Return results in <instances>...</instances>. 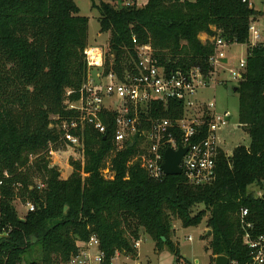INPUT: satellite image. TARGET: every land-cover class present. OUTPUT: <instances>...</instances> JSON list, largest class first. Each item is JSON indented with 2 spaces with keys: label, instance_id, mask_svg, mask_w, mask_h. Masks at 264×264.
<instances>
[{
  "label": "trees",
  "instance_id": "obj_1",
  "mask_svg": "<svg viewBox=\"0 0 264 264\" xmlns=\"http://www.w3.org/2000/svg\"><path fill=\"white\" fill-rule=\"evenodd\" d=\"M91 9L98 13L99 32L108 35L104 71L112 67L119 78L137 61L133 38L138 46L149 45L168 72L199 68L207 76L215 40L245 44L249 25L260 16L249 0H148L140 8L136 0H91ZM87 47L88 18L74 0H0V264H22L35 246L41 247V261L28 264H68L79 256L78 244L93 237L100 264H112L117 254L136 259L141 230L155 252L166 250L179 264L184 259L172 240V222L197 227L206 215L203 239L211 261L225 256L247 264L241 210H247L253 234L264 235V47L247 48L245 74L234 87L238 124L249 145L236 147L229 157L220 152L214 179L199 186L182 175L151 179L134 161L142 142L138 134L134 146L116 150V114L109 112L101 115L104 135L89 127L71 131L81 137L84 164L71 161L68 179L48 167L47 153L63 142L52 117L69 124L77 119L63 103L67 91L76 99L85 82ZM183 114L178 101L153 103L140 115V129ZM201 131L191 143L206 136ZM174 136L180 144L179 134ZM33 156L43 189L29 179ZM106 170L111 179L104 177ZM14 199L32 203L34 210L19 218ZM199 205L204 209L193 213Z\"/></svg>",
  "mask_w": 264,
  "mask_h": 264
},
{
  "label": "built area",
  "instance_id": "obj_2",
  "mask_svg": "<svg viewBox=\"0 0 264 264\" xmlns=\"http://www.w3.org/2000/svg\"><path fill=\"white\" fill-rule=\"evenodd\" d=\"M132 43L137 61L131 71L123 72L122 78H119L112 67L104 71L107 51L94 46H88L84 50L85 82L79 89L76 99H71L73 92L67 91L63 103L66 111L76 113L77 119L69 124L59 117H52L62 132V141L69 147L81 148V137L74 136L71 131L82 132L85 127H89L97 134L104 135L106 127L101 115L105 112L115 113L112 142L116 150H122L128 143L134 146L133 139L138 134L142 142L138 146L134 161L140 163L141 168L151 179L158 180L165 176L161 169L164 152L168 148L176 151L181 147L188 149L180 164L181 175L185 181L193 186L211 183L214 179L216 157L220 152L229 157L225 151L223 133L229 125L231 115L228 111L219 113L214 101L199 100L194 96L210 86L238 84L243 79L246 58L238 59L235 66L233 56H229L230 48L239 44L216 39L213 54L208 59L211 71L205 76L199 68L168 72L157 64L149 45L138 46L135 38ZM243 45L246 50L256 46L264 47V27L259 28L256 22H252L248 28V39ZM91 72L95 73L94 79L90 75ZM224 75H227V79ZM171 100L183 105L182 118L174 122L157 120L150 128L140 129L139 117L148 112L151 104L162 103L166 106ZM203 128L206 136L191 143L193 138L201 135ZM176 133L180 136V144L176 142L174 136ZM105 172L109 173L108 170ZM260 195V192L256 194L257 197ZM25 207L26 212L34 210L30 203L25 204ZM247 215V210H241L242 243L248 251L249 258L247 264H264V235L253 234L252 223L246 221ZM82 246L97 248L98 243L93 237ZM138 247L139 242L135 243V248ZM82 256L87 258V255L79 254L69 263L83 264L79 259ZM101 258L98 253L96 257L98 264ZM215 258L210 264H215ZM227 259V264H239L236 260Z\"/></svg>",
  "mask_w": 264,
  "mask_h": 264
},
{
  "label": "rangeland",
  "instance_id": "obj_3",
  "mask_svg": "<svg viewBox=\"0 0 264 264\" xmlns=\"http://www.w3.org/2000/svg\"><path fill=\"white\" fill-rule=\"evenodd\" d=\"M189 2H194L195 0H187ZM250 4L255 11L260 13V16L256 19V25L259 28L264 27V0H249ZM75 4L79 8V14L83 17L88 18V46L100 47V50H108V35L101 34L99 32L98 24V13L96 10L91 9V0H74ZM148 0H136L137 7H143L146 5ZM201 41H205V36L200 37ZM102 48V49H101ZM229 56H233L234 65H237V61L240 58L247 57V50L244 45H236L230 48ZM91 77L94 79L95 73L91 72ZM227 79V75H224ZM237 84H228L227 86H210L207 89L200 91L194 97L199 100H205L208 102L214 101L216 109L219 113L228 111L231 115L229 125L225 129L223 136L226 142L225 151L228 156H230L236 147L244 146L248 147L249 137L242 127L238 124V97L233 92V88ZM83 147L72 148L65 143H60L55 148H52L46 155V162H48V167H55L59 173V178L61 180H66L72 174V167L70 166L71 161L78 162L81 166L84 164L83 158ZM37 156L30 158L29 167L30 172L33 173L30 176V182L33 186L38 187V189H43L41 179L35 173L36 166L35 159ZM106 179H111V173H103ZM20 187H16V193ZM256 194L259 193L257 190ZM255 194V195H256ZM32 204V203H30ZM13 206L17 212L19 218L24 217L26 212L25 204H23L19 199H14ZM202 205L196 206L193 209V213L198 210H203ZM208 215H206L202 223L197 227L184 228L181 226L179 221L172 222L173 237L172 240L178 244L180 256L184 259L181 260L179 264H210L211 263V252L207 248V241L203 239L204 235L208 231L206 228V221ZM190 238V239H189ZM79 246V244H78ZM80 254L86 253L87 258L83 256L80 261L83 264H98L96 262V257L98 256V250L94 246L87 248L80 244ZM137 257L132 259L131 256H124L117 254L112 264H178L173 255L164 250L160 253L154 251V245L152 241L146 236L143 230L140 231V243L137 248ZM31 261L40 262L41 261V247L35 246L28 250L27 255L23 257L22 264H28ZM70 264V263H68Z\"/></svg>",
  "mask_w": 264,
  "mask_h": 264
},
{
  "label": "water",
  "instance_id": "obj_4",
  "mask_svg": "<svg viewBox=\"0 0 264 264\" xmlns=\"http://www.w3.org/2000/svg\"><path fill=\"white\" fill-rule=\"evenodd\" d=\"M116 55V53H114ZM236 91V88H233V92ZM130 145L129 147H131ZM187 148L179 147L178 150L174 151L168 148L163 155V165L161 167L163 174L165 176H181L180 164L187 152ZM210 232L207 233V236H210ZM228 259L224 256H218L215 258V264H227Z\"/></svg>",
  "mask_w": 264,
  "mask_h": 264
},
{
  "label": "crops",
  "instance_id": "obj_5",
  "mask_svg": "<svg viewBox=\"0 0 264 264\" xmlns=\"http://www.w3.org/2000/svg\"><path fill=\"white\" fill-rule=\"evenodd\" d=\"M249 2H250V1H249ZM201 36H205V41H206V39H207V36H206V35H204V34H203V35H201ZM201 36H200V37H201ZM205 41H202V42H205ZM79 247H80V244H79ZM85 252H86V253H88V250H87V251H85ZM86 253H82V254L86 255Z\"/></svg>",
  "mask_w": 264,
  "mask_h": 264
}]
</instances>
